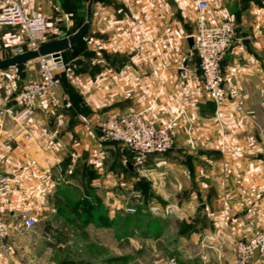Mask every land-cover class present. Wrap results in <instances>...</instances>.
Here are the masks:
<instances>
[{"label":"crops","instance_id":"1","mask_svg":"<svg viewBox=\"0 0 264 264\" xmlns=\"http://www.w3.org/2000/svg\"><path fill=\"white\" fill-rule=\"evenodd\" d=\"M28 1L29 15H48L67 36L87 20L89 27L62 52L71 64L59 75L61 88L72 108L47 106L20 119L0 116V171L9 177L2 209L13 215L38 202L54 217L48 207L63 198V189L83 199L96 190L110 195L113 170L121 189L127 154L122 161L117 144L99 140L98 121L140 110L155 125L176 127L173 149L150 155L142 172L153 178L154 189L159 180L152 202L158 220L182 226L178 244L167 253L179 264H234L237 242L264 228L262 0H219L208 11L212 22L223 18L236 25L235 41L222 60L226 82L236 92L220 108L219 119L188 41L195 31V0H190L194 9H186L184 0ZM24 43L23 29H0V47ZM172 209L170 224L163 218ZM11 232L7 241L19 237ZM4 244L0 240L1 262L10 256ZM250 264H264V254Z\"/></svg>","mask_w":264,"mask_h":264},{"label":"rangeland","instance_id":"2","mask_svg":"<svg viewBox=\"0 0 264 264\" xmlns=\"http://www.w3.org/2000/svg\"><path fill=\"white\" fill-rule=\"evenodd\" d=\"M184 5L186 9H194L190 0H184ZM4 28L20 29L18 26H0V29ZM10 49L0 47L1 59L10 56ZM68 63L66 64L69 68ZM38 75L39 66L36 59L0 69V101L5 104L0 105V108H7L8 104L12 103L13 93H17L24 83ZM61 90L64 91L62 88ZM140 112L144 114V111ZM6 115L16 119L26 118L18 117L17 114L14 116L0 113L1 117ZM113 143L117 144L115 147L121 152L123 161L126 151L119 143ZM190 146L194 148L195 142H190ZM124 160H130V156L127 154ZM130 163L133 168L128 165L126 185L123 184L121 189L118 184L119 176L113 170L110 195L102 190L90 194L89 201L95 207L94 214L91 208L88 211V202L85 203L76 191L63 189L60 191L63 198L48 207L52 208L50 211L55 214L54 217L46 215L45 206L42 207L38 202L27 209H17L11 215L9 208L2 209L1 206V195L5 188L0 194V213L10 225V235L11 231H16L19 237L7 241L9 235L7 239L2 240L7 248H11L10 256L8 254L6 258H2L6 262L0 261V264H168L172 258L166 250L178 244L182 226L173 224V227H168V223L164 224L158 220L159 209L152 205V202H157L153 197L158 195L159 180L154 189L153 178L142 173L146 163L137 166L132 161L127 162ZM94 185L99 188L97 181ZM81 202L83 204L76 207ZM27 214H31L35 219L36 223L32 228L24 225ZM88 214H93L94 217L90 222L86 221ZM171 214L173 218L169 217ZM171 214L166 213L163 218L169 220L170 224L175 218L173 209ZM3 251L0 246V252L5 254Z\"/></svg>","mask_w":264,"mask_h":264},{"label":"built area","instance_id":"3","mask_svg":"<svg viewBox=\"0 0 264 264\" xmlns=\"http://www.w3.org/2000/svg\"><path fill=\"white\" fill-rule=\"evenodd\" d=\"M219 0H195L197 17L196 28L192 34L193 47L199 56V69L210 100L216 105L219 119L220 108L235 95V87L227 84L222 70V60L235 41L234 21L220 18L212 22L208 11L213 2ZM28 0H0V26H18L23 29L24 45L11 48L13 55L39 45L67 37V31L59 29L48 15L31 16L26 11ZM264 5V0H262ZM39 75L28 80L12 97L7 108H0V113L31 116L36 110L47 106L71 109L69 95L61 90V73H68L69 68L61 56L41 55L37 59ZM19 108V112H17ZM236 110L243 112L241 105ZM17 112V113H16ZM98 138L100 141L119 143L135 165H143L154 153H165L173 149L176 127L173 122L155 125L149 122L140 111H130L119 115H106L98 121ZM264 147V136L262 138ZM127 161V162H128ZM9 183V177L0 171V194ZM35 219L27 214L24 225L35 226ZM10 235V225L0 213V240ZM264 254V228L254 230L248 239L236 244L234 264H250L253 259ZM168 264H179L170 259Z\"/></svg>","mask_w":264,"mask_h":264},{"label":"water","instance_id":"4","mask_svg":"<svg viewBox=\"0 0 264 264\" xmlns=\"http://www.w3.org/2000/svg\"><path fill=\"white\" fill-rule=\"evenodd\" d=\"M88 27H89V22L87 20L73 35L63 37L60 39H54L39 45L35 49H28L24 52L17 53L7 58L1 59L0 69L28 63L32 60L37 59L41 55L51 54L54 57L58 58L59 56H61L63 51L75 45L83 38V36L88 30ZM188 41L191 45H193L192 36L189 37ZM128 165L131 169L133 168V165L131 163Z\"/></svg>","mask_w":264,"mask_h":264},{"label":"trees","instance_id":"5","mask_svg":"<svg viewBox=\"0 0 264 264\" xmlns=\"http://www.w3.org/2000/svg\"><path fill=\"white\" fill-rule=\"evenodd\" d=\"M82 202H83V201H82ZM82 202H81L80 204H77L76 207H80L81 204H83ZM84 202H85V203L88 202V203H86V204H88V211H90V208H91V211H92V212H93V211L95 212V207L92 206L93 204L90 203L89 199H84ZM79 205H80V206H79ZM94 212H93V214H94ZM78 213H79V212H78ZM93 214H91V215L88 214V215H87V217H86V218H87V219H86L87 222H90V221H92V219H94V217L92 216ZM83 215H84V214H83Z\"/></svg>","mask_w":264,"mask_h":264}]
</instances>
